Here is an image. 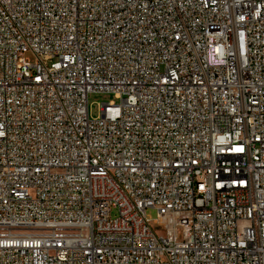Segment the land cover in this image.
Wrapping results in <instances>:
<instances>
[{
	"label": "built area",
	"instance_id": "2783aa9c",
	"mask_svg": "<svg viewBox=\"0 0 264 264\" xmlns=\"http://www.w3.org/2000/svg\"><path fill=\"white\" fill-rule=\"evenodd\" d=\"M0 264H264V0H0Z\"/></svg>",
	"mask_w": 264,
	"mask_h": 264
},
{
	"label": "rangeland",
	"instance_id": "374dc122",
	"mask_svg": "<svg viewBox=\"0 0 264 264\" xmlns=\"http://www.w3.org/2000/svg\"><path fill=\"white\" fill-rule=\"evenodd\" d=\"M111 101H114L115 103H119V100H117L114 96V94H101V93H95L89 95L88 103H89V113L91 118H97L100 116V107L102 104L109 103ZM148 216L154 221L157 218V212L154 209H148L147 211ZM115 212L112 213V216L115 217ZM154 229L160 233V229L154 225Z\"/></svg>",
	"mask_w": 264,
	"mask_h": 264
}]
</instances>
